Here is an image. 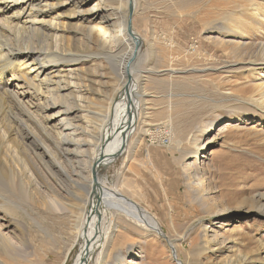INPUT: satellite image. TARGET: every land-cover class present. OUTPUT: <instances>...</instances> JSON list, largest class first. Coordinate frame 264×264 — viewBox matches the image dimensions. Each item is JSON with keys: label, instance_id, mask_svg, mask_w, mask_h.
<instances>
[{"label": "rangeland", "instance_id": "1", "mask_svg": "<svg viewBox=\"0 0 264 264\" xmlns=\"http://www.w3.org/2000/svg\"><path fill=\"white\" fill-rule=\"evenodd\" d=\"M67 6L59 47L102 56L98 34L75 31ZM133 30L142 40L134 68L140 118L98 178L145 209L167 241L113 202L110 232L90 264H264V0H136ZM91 59L74 67L56 98L75 111L83 152L100 133L92 112L110 111L122 85ZM9 113L0 119V264H75L87 193L37 146L58 155L38 127L43 119L23 125L21 112ZM87 165L85 157V183Z\"/></svg>", "mask_w": 264, "mask_h": 264}, {"label": "bare ground", "instance_id": "2", "mask_svg": "<svg viewBox=\"0 0 264 264\" xmlns=\"http://www.w3.org/2000/svg\"><path fill=\"white\" fill-rule=\"evenodd\" d=\"M90 1L0 0V119L2 122L7 120L13 109L29 120H20L23 125V121L32 123L37 121L36 117L42 118L45 124L41 123L38 127L42 129L47 141L56 148L58 155H54L40 142H37V146L49 157L51 166L67 177L76 188L87 193V201L80 216L83 220L80 229L83 244L75 264H90L96 252L104 247L110 229L106 216L113 202L126 210L136 223L141 226L145 224L144 227L154 234L161 233L159 225L145 209L137 204L126 203L124 197L110 187L107 181L99 180L98 169L97 179L94 180L95 168L113 164L125 152L140 118L141 92L134 68L140 57L142 40L134 32L133 25L130 27L129 21L130 2L136 7V0H99L86 9ZM66 4L71 5L74 11L72 16L69 15L72 20L69 24L75 31L98 34L99 45L104 49L102 56H79L59 47L57 42L61 36L58 26L63 24L62 20L66 17L63 16ZM76 11L83 17H89L88 22L96 26L84 25L83 17ZM73 20L76 23H72ZM136 48H140L137 53ZM135 53L136 60L133 59ZM91 58L105 63L122 85L113 91L110 99L113 107L110 111L92 112L99 123L97 126L100 133L96 142L89 144L83 152L82 147L87 145L76 139L79 126L77 117L72 116L75 111L68 109L56 98L68 90L67 79L75 72L74 67L92 61ZM123 88L125 93L122 92ZM121 92V97H117ZM0 138L4 139L2 136ZM213 141L204 142L199 150L205 151ZM85 157L88 159L86 170L89 173L86 183L82 182L85 179L82 168ZM59 160L67 162L79 179H73L61 167ZM6 217L4 215L3 220ZM84 230L87 233L85 238ZM5 241L0 234V252ZM171 250L175 257V250L172 247ZM97 261V264H102L100 258Z\"/></svg>", "mask_w": 264, "mask_h": 264}, {"label": "water", "instance_id": "3", "mask_svg": "<svg viewBox=\"0 0 264 264\" xmlns=\"http://www.w3.org/2000/svg\"><path fill=\"white\" fill-rule=\"evenodd\" d=\"M134 13H135V7H134V5L132 4V1H131V2H130V6H129V21H130V27L133 25V22H132V21H133ZM128 33H129L130 35H132L131 31H128ZM139 49H140V48H136V53H137V51H138ZM136 53H135V56H134L133 59L136 58ZM135 60H136V59H135ZM97 169H98V168H95V169H94V172H93L94 180L97 179V172H96ZM160 232H161V231H160ZM160 235L163 237V239H165V240L167 241V236H166L165 234H163V233L161 232Z\"/></svg>", "mask_w": 264, "mask_h": 264}]
</instances>
